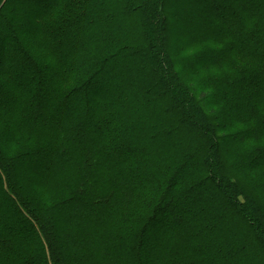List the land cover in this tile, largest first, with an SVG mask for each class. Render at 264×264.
I'll return each mask as SVG.
<instances>
[{
  "label": "trees",
  "instance_id": "16d2710c",
  "mask_svg": "<svg viewBox=\"0 0 264 264\" xmlns=\"http://www.w3.org/2000/svg\"><path fill=\"white\" fill-rule=\"evenodd\" d=\"M36 1L0 0V264H264V10L170 51L176 0Z\"/></svg>",
  "mask_w": 264,
  "mask_h": 264
},
{
  "label": "rangeland",
  "instance_id": "374dc122",
  "mask_svg": "<svg viewBox=\"0 0 264 264\" xmlns=\"http://www.w3.org/2000/svg\"><path fill=\"white\" fill-rule=\"evenodd\" d=\"M36 1V0H34ZM15 2H18V0H15ZM40 2H43V0H40ZM38 1H36L35 5H37V3H40ZM184 4V5H182ZM169 6H171L174 10L173 14H170L172 17L176 18L177 20L174 21H170V19H168L167 22V29L168 32L170 34L168 41H172V44L169 43V47H170V51H174V50H178L179 48H181V45L183 44L182 41H186L189 39H194L197 36H199L200 34L197 33L195 31V28H202L204 30V34H209L211 33L212 30V24L210 22V18L206 15V14H211L212 15H216L222 18H225L227 21H229L230 18L233 19L235 13L237 11V9L233 6V2L232 0H205L203 3V6H195L196 9V15L192 13V15H190V6L191 5H186V0H176L175 4H168ZM182 5V7H179L180 9H177V6ZM195 5V1H192V6ZM32 6V5H31ZM30 6V9L34 8ZM208 7H211L212 11H209ZM258 8L259 10H264V0H251V2L247 5V7H245L246 11H250L251 9H255ZM231 13H234V15H231ZM208 28V29H205ZM202 34V33H201ZM152 37V36H151ZM200 37V36H199ZM198 37V38H199ZM0 43H2V41L0 40ZM180 58L179 56H174L173 59H177ZM172 60V57H171ZM28 71H32L31 69H29ZM27 71V72H28ZM108 72H106L107 78L105 79L104 82L101 83V89H100V93H107L109 91H111L112 89V95L113 96V90H115V77L117 76V72L114 70L111 71L107 70ZM33 81L30 80V78L24 77V78H20L19 79V83L22 86H26V87H30V85L35 84V86H39L43 84H37L36 82L32 83ZM4 93H2L1 97H0V103H6V101L8 102V100L10 99V96L8 95L7 91L5 89ZM75 102V101H74ZM7 104V103H6ZM75 107L76 106V102L74 104ZM46 110V114L47 113V109ZM5 128H8V126H5ZM151 135H148V137H150ZM140 137V136H139ZM60 163V162H59ZM50 180V179H49ZM67 180V177L65 175H61L60 177L56 176L55 181H54V185L53 186V190H57L56 192L59 191V189L61 188L62 185H66L65 187L70 185V182H65ZM263 181V179L261 180ZM260 181V182H261ZM64 187V188H65ZM62 188V190L64 189ZM261 188V187H259ZM261 191V189H259ZM56 192H53V194H55ZM262 192V191H261ZM191 212V211H190ZM69 215L71 216H75L73 212H69ZM165 218L167 219L168 223H170V221H172V218H170L169 214H165ZM183 218V217H182ZM184 220L187 222H183L181 221V223L183 222L184 224H182L181 230L177 231L178 233L180 232H185V235H188L190 233L189 231H185V227H187V225H191L190 222H188L185 218ZM172 227V226H170ZM59 230H61V225L58 227ZM160 229V226H156L152 229H150L149 231V235L148 238L151 239L154 236H156V233ZM194 253L199 255V251H195L193 249ZM204 259V258H203ZM205 260V259H204ZM210 259H206L205 262L209 264ZM15 264H17V262H14ZM96 264H99V262H96Z\"/></svg>",
  "mask_w": 264,
  "mask_h": 264
}]
</instances>
